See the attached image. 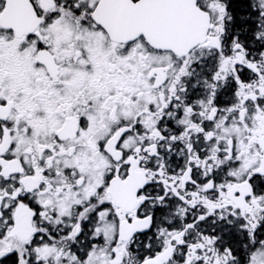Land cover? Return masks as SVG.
Returning <instances> with one entry per match:
<instances>
[{
	"label": "snow or ice",
	"instance_id": "snow-or-ice-1",
	"mask_svg": "<svg viewBox=\"0 0 264 264\" xmlns=\"http://www.w3.org/2000/svg\"><path fill=\"white\" fill-rule=\"evenodd\" d=\"M0 264H264V0H0Z\"/></svg>",
	"mask_w": 264,
	"mask_h": 264
}]
</instances>
